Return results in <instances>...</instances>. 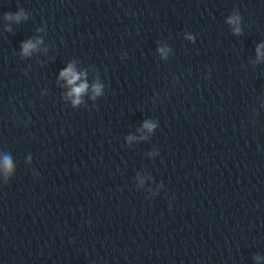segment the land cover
I'll list each match as a JSON object with an SVG mask.
<instances>
[{
	"label": "clouds",
	"instance_id": "clouds-1",
	"mask_svg": "<svg viewBox=\"0 0 264 264\" xmlns=\"http://www.w3.org/2000/svg\"><path fill=\"white\" fill-rule=\"evenodd\" d=\"M23 17V11L16 13L14 16L12 14H5V19H15L16 21H19L21 18ZM26 18V17H24ZM240 22V17L239 16H234L231 17L228 20L229 24H234V25H238ZM233 31L236 34H239L241 29L239 27H235L233 29ZM191 39V37H190ZM36 47V45L34 43H32L31 41H28L26 43H24L22 45V54L27 56L30 54V50L34 49ZM161 51H163L161 49ZM257 56H260V46L257 47ZM82 74H77L73 68V66L71 64L68 65L67 68H65L63 71H61L60 76L61 78H64L67 80L68 85L72 86L71 91L68 93L69 96H74L75 99H73V104H79L81 103V95L84 94L86 92V90L88 89V84L87 83H80L78 86H76V81L80 79V76ZM93 92H94V97L98 96L101 94V85L99 84H95L93 85ZM145 127L149 128L151 130V128L153 127L152 125L145 123ZM4 168L7 174H10L12 171V164L11 161L5 157V161H4Z\"/></svg>",
	"mask_w": 264,
	"mask_h": 264
}]
</instances>
